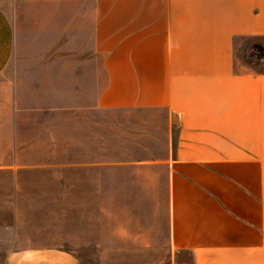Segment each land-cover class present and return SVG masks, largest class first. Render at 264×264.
<instances>
[{
    "label": "crops",
    "instance_id": "crops-1",
    "mask_svg": "<svg viewBox=\"0 0 264 264\" xmlns=\"http://www.w3.org/2000/svg\"><path fill=\"white\" fill-rule=\"evenodd\" d=\"M249 36H264V0H0V142H47L68 125L53 114L60 96L73 122L165 108L176 129L167 157L103 162L165 166L168 250L97 252L102 264H264V69L234 55ZM21 92L47 102L18 106ZM25 251L29 264H81L50 246L7 264Z\"/></svg>",
    "mask_w": 264,
    "mask_h": 264
},
{
    "label": "rangeland",
    "instance_id": "rangeland-1",
    "mask_svg": "<svg viewBox=\"0 0 264 264\" xmlns=\"http://www.w3.org/2000/svg\"><path fill=\"white\" fill-rule=\"evenodd\" d=\"M234 55L237 69H264V36L236 39ZM47 96L21 92L18 106L43 105ZM51 102L58 110L53 114L68 125L45 132L47 142H28L33 144L27 148L16 147L21 142H0L1 161L15 157L35 164L0 169V264H7L11 251L30 247H58L81 264L111 261L98 258L102 251L168 250L165 166L103 163L167 157L176 134L168 128L167 110L85 111L75 123V114L61 113L71 111L70 97Z\"/></svg>",
    "mask_w": 264,
    "mask_h": 264
},
{
    "label": "clouds",
    "instance_id": "clouds-1",
    "mask_svg": "<svg viewBox=\"0 0 264 264\" xmlns=\"http://www.w3.org/2000/svg\"><path fill=\"white\" fill-rule=\"evenodd\" d=\"M33 255V253L31 251H25L23 256H24V260L22 262V264H29V258ZM10 260L12 259V257L9 258Z\"/></svg>",
    "mask_w": 264,
    "mask_h": 264
},
{
    "label": "trees",
    "instance_id": "trees-1",
    "mask_svg": "<svg viewBox=\"0 0 264 264\" xmlns=\"http://www.w3.org/2000/svg\"><path fill=\"white\" fill-rule=\"evenodd\" d=\"M249 37H254V36H249ZM252 49H255V51L258 49L259 50V47H253Z\"/></svg>",
    "mask_w": 264,
    "mask_h": 264
}]
</instances>
